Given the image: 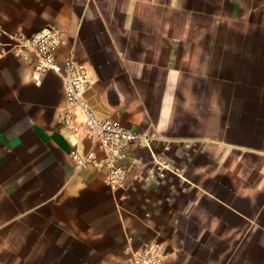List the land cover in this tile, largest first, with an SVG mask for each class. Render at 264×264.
<instances>
[{"label": "crops", "instance_id": "crops-1", "mask_svg": "<svg viewBox=\"0 0 264 264\" xmlns=\"http://www.w3.org/2000/svg\"><path fill=\"white\" fill-rule=\"evenodd\" d=\"M62 28L101 117L151 136L116 190L69 156L61 77L0 60V264H264V0H0V25ZM89 141L82 139L85 151ZM165 160L163 177L137 174Z\"/></svg>", "mask_w": 264, "mask_h": 264}, {"label": "built area", "instance_id": "built-area-1", "mask_svg": "<svg viewBox=\"0 0 264 264\" xmlns=\"http://www.w3.org/2000/svg\"><path fill=\"white\" fill-rule=\"evenodd\" d=\"M62 42V28L46 24L33 33L9 31L0 25V60L13 54L25 61L33 58L32 77L41 81L44 73L54 71L63 82L66 104L62 123L72 145L69 156L76 171L84 168L104 169V181L113 190L123 187L137 161L121 162L126 151L136 143L150 145L151 136L124 125L119 119L98 116L85 96L88 68L72 51L60 62L57 52ZM82 139L89 141L85 151L79 149ZM169 164L157 160L137 174L140 180L163 177ZM168 249L159 239L127 248L126 264H162Z\"/></svg>", "mask_w": 264, "mask_h": 264}]
</instances>
